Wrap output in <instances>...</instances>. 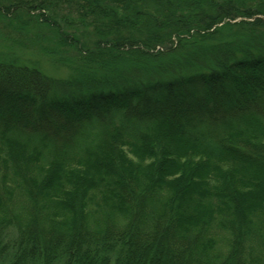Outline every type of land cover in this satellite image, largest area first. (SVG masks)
<instances>
[{"label":"trees","instance_id":"1","mask_svg":"<svg viewBox=\"0 0 264 264\" xmlns=\"http://www.w3.org/2000/svg\"><path fill=\"white\" fill-rule=\"evenodd\" d=\"M1 24L74 71L0 63L11 264H264V0H0Z\"/></svg>","mask_w":264,"mask_h":264},{"label":"rangeland","instance_id":"2","mask_svg":"<svg viewBox=\"0 0 264 264\" xmlns=\"http://www.w3.org/2000/svg\"><path fill=\"white\" fill-rule=\"evenodd\" d=\"M37 12H34L36 14ZM6 25V24H5ZM2 31H5L4 24L0 25ZM31 28V32L26 35H18V32L12 29H7L9 38L6 40H2L0 38V63L1 61H7L2 63H13V65H17L19 67L26 68H35L40 71L46 77L57 78V79H66L69 78L74 71L63 62L58 61L57 57H52V55L45 54V52H41L39 49L40 43H37L35 38L32 37L33 28ZM35 31V30H34ZM13 61V62H8ZM152 65V64H151ZM148 65L147 66H151ZM156 72V68L154 70ZM106 74L104 72L97 73L98 77ZM56 124V123H55ZM58 124V123H57ZM15 239H17L16 232L9 231ZM9 238V237H8ZM7 237H4L2 242L7 243L9 241ZM13 238V239H14ZM3 245V244H2ZM5 246V245H4ZM2 246H0L1 250ZM11 249V246H7V248L3 251H0V264H11V257L5 256L3 254L8 253ZM6 251V253H4ZM12 251V250H11ZM64 261V260H63ZM56 261L53 264H65V262ZM29 264H42L40 262H30Z\"/></svg>","mask_w":264,"mask_h":264}]
</instances>
